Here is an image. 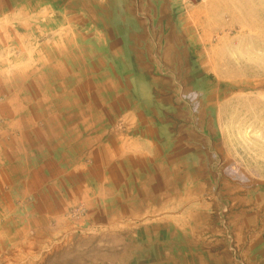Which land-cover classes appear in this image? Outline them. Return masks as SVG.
I'll return each instance as SVG.
<instances>
[{
  "label": "crops",
  "instance_id": "1",
  "mask_svg": "<svg viewBox=\"0 0 264 264\" xmlns=\"http://www.w3.org/2000/svg\"><path fill=\"white\" fill-rule=\"evenodd\" d=\"M33 2V12L49 13L27 25L49 30L32 37L48 45L38 52L47 63L26 73L33 79L23 80L15 103L4 102L16 116L0 131V188L34 197L35 219H60L83 205L94 220L129 221L134 240L137 232L146 240L175 236L182 252L224 246L219 235L228 221L246 264H264L260 210L248 206L249 189L260 184L226 174L217 83L197 49L199 7L187 0ZM17 9L30 11L25 3ZM192 92L202 98L196 113L186 100Z\"/></svg>",
  "mask_w": 264,
  "mask_h": 264
},
{
  "label": "rangeland",
  "instance_id": "2",
  "mask_svg": "<svg viewBox=\"0 0 264 264\" xmlns=\"http://www.w3.org/2000/svg\"><path fill=\"white\" fill-rule=\"evenodd\" d=\"M33 1L0 0V131L7 118L16 116L4 102L15 103L20 84L33 79L26 73L47 63L40 61L38 52L48 51V45L34 44L32 37H47L49 30L27 25L48 21L49 13L33 12ZM23 3L29 13L17 9ZM187 4L199 7L197 49L202 68L217 83L215 115L225 142L226 174L234 182L260 184L249 189L248 206L257 204L264 232V0H187ZM89 52L96 53V47L90 45ZM18 191L0 188V264H230L232 258L236 264H246L243 244H238L228 221V232L219 235L224 246L218 243L210 252H182L175 236L146 240L137 232L134 240L136 232L127 230L129 221L94 220L83 205L69 206L60 219H35L40 206L34 197L23 198Z\"/></svg>",
  "mask_w": 264,
  "mask_h": 264
},
{
  "label": "built area",
  "instance_id": "3",
  "mask_svg": "<svg viewBox=\"0 0 264 264\" xmlns=\"http://www.w3.org/2000/svg\"><path fill=\"white\" fill-rule=\"evenodd\" d=\"M187 102L190 104L193 113L198 112L202 105L201 94L197 92H192L186 96Z\"/></svg>",
  "mask_w": 264,
  "mask_h": 264
}]
</instances>
